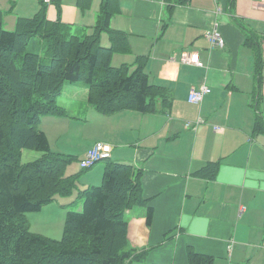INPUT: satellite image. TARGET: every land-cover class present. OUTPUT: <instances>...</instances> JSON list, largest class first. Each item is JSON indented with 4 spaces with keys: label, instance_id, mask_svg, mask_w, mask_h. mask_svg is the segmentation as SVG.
Instances as JSON below:
<instances>
[{
    "label": "crops",
    "instance_id": "crops-1",
    "mask_svg": "<svg viewBox=\"0 0 264 264\" xmlns=\"http://www.w3.org/2000/svg\"><path fill=\"white\" fill-rule=\"evenodd\" d=\"M258 1L117 0L118 12L109 24L127 34L130 52L114 65L146 56L149 83L164 87L171 105L149 113L102 114L89 104L83 85L81 92H71L72 100L82 95L80 109H71L69 117L59 101L67 116L41 120L50 148L75 156L79 166L85 152L101 141L110 146L109 161L141 169L142 192L153 218L147 225L143 207L136 219L130 216L127 228L132 247L144 254L137 261L141 264H188L189 247L212 256L213 264H264V130L254 129L258 117L264 120V8ZM102 2L0 0V9L8 30L18 17H32L44 5L48 20L89 34ZM169 3L174 4L170 12ZM213 25L224 39L222 47H212L206 36ZM252 35L260 68L247 41ZM100 39L109 45L106 33ZM184 53L198 54L202 66L182 61ZM203 84L210 91L199 103L189 102L191 88ZM81 124L87 127L81 132L86 140L76 147V138L66 131ZM208 163L218 164L215 177L194 174ZM104 167L92 168L76 188L101 183ZM76 173L73 165L67 166L66 175Z\"/></svg>",
    "mask_w": 264,
    "mask_h": 264
},
{
    "label": "trees",
    "instance_id": "trees-1",
    "mask_svg": "<svg viewBox=\"0 0 264 264\" xmlns=\"http://www.w3.org/2000/svg\"><path fill=\"white\" fill-rule=\"evenodd\" d=\"M80 6L86 7L81 1ZM173 7L169 3L168 11ZM117 12V0H103L88 34L76 33L60 20H48L44 5L32 17H18L8 30L0 9V264H131L144 258L129 246L126 212L144 207L150 225L153 208L143 196L141 169L131 164L109 161L99 185L78 191L81 210H67L60 239L31 231L26 217V212L40 211L59 195L71 196L80 175L65 174L76 157L53 151L38 128L42 118L66 113L57 102L64 83L83 82L89 104L102 114L149 113L159 105H171L168 91L149 83L146 56L111 64L115 53L130 52L127 34L109 24ZM102 33L108 35V46L101 45ZM247 41L260 68L258 41L253 35ZM254 129L264 130L261 117ZM23 149L42 156L23 163ZM217 167L208 163L194 174L213 178ZM187 258L188 264H213L212 256L191 247Z\"/></svg>",
    "mask_w": 264,
    "mask_h": 264
},
{
    "label": "rangeland",
    "instance_id": "rangeland-1",
    "mask_svg": "<svg viewBox=\"0 0 264 264\" xmlns=\"http://www.w3.org/2000/svg\"><path fill=\"white\" fill-rule=\"evenodd\" d=\"M74 31V30H73ZM106 41L101 40V45H107ZM124 54L122 53H115L112 57L111 64H117L119 62V58L122 57ZM78 83V84H77ZM76 85V86H71ZM85 85L83 82H75V84H68L64 83L62 92L58 95L57 102L59 101L65 106V108L68 110L67 114L70 117L73 114V110H76L77 108H81L80 106V100H82V95L80 93L76 94L75 100L71 99V92H81L79 90V87H84ZM74 101V104L72 102ZM73 109V110H71ZM63 117L67 115H61ZM60 116V117H61ZM69 119V118H67ZM86 124V123H85ZM84 124H81L77 129H74L71 127L66 132L67 137L74 136L76 140L72 141L76 145V147L81 146L83 142L86 140L85 134L81 133L83 131H86L87 127L83 126ZM44 127V124H43ZM38 128H42V122L38 124ZM51 143L52 148H55V137L51 136ZM42 156V152L32 150V149H23L22 150V157L21 161L23 163L33 161L37 158ZM109 162V159H102L96 161L94 164H92L90 167L82 168L79 166V162L75 159L72 160V162L69 165H73V170L76 172H80V175L77 179V183L83 181L88 176V171H90L92 168H96L99 165L105 166ZM75 164H78V170L75 168ZM68 165V166H69ZM67 168V167H66ZM99 183L94 184L91 183V185H99ZM78 191L79 189H75L73 194L71 196H57L56 199L42 207L40 211L37 212H26V217L29 222L30 230L39 234H42L48 238L52 239H60L63 232V224H64V218L67 210H81L82 207V199L78 198ZM143 207L140 206H134L130 213L129 211L126 212V220L130 221V216L132 215L133 218H137L138 212L142 214ZM131 241V240H130ZM129 241V246L132 247L131 242ZM131 264H141L140 262L133 261Z\"/></svg>",
    "mask_w": 264,
    "mask_h": 264
},
{
    "label": "built area",
    "instance_id": "built-area-1",
    "mask_svg": "<svg viewBox=\"0 0 264 264\" xmlns=\"http://www.w3.org/2000/svg\"><path fill=\"white\" fill-rule=\"evenodd\" d=\"M51 0H44V2H50ZM258 5L264 8V0L258 1ZM212 47H222L224 45V39L218 30L217 25L213 27L206 34ZM181 60L184 62H189L198 66H202V62L199 60L198 54L186 53L182 54ZM210 91V88L206 85H201L199 88L192 87L189 95L188 101L192 103H199L203 96ZM110 155V146L107 143L98 141L95 142L85 153L84 159L81 161L82 167H88L98 160L105 159Z\"/></svg>",
    "mask_w": 264,
    "mask_h": 264
}]
</instances>
